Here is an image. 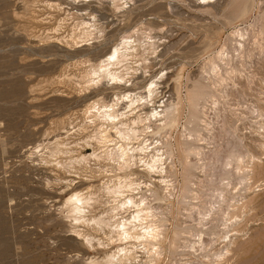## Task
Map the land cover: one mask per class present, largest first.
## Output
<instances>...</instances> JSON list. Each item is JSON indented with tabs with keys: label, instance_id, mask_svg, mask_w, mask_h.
I'll return each mask as SVG.
<instances>
[{
	"label": "rangeland",
	"instance_id": "374dc122",
	"mask_svg": "<svg viewBox=\"0 0 264 264\" xmlns=\"http://www.w3.org/2000/svg\"><path fill=\"white\" fill-rule=\"evenodd\" d=\"M68 2L0 0V264H91L89 259L102 260L105 252H109L110 248L115 249L116 246L107 244L106 237L96 232L92 225L77 226L81 233L95 237L92 247L71 234L70 219L61 205L66 195L74 189L87 184L99 187L98 182L105 179L99 173L106 171L116 174L107 165L104 156L98 162L89 159L90 165L79 166L73 160L80 153L88 154L98 147V142L86 140L95 129L86 122L90 118L85 108L93 100L106 104L126 91L144 95V85L153 79L158 84L154 104L168 103L170 100L177 103V118L172 127L152 133L148 141L166 140L171 144L172 178L178 183L182 180L181 148L186 141L187 128L193 126L190 122L191 104L187 97L191 87L195 83L203 84L206 93L215 92L216 99H220L219 107L211 106L208 110L210 128L208 131L200 129L202 137L206 139L204 141L216 138L217 142L214 141L221 146L217 147L216 154H209L212 158L219 155L218 165L209 155L208 159L205 158L210 166H207L206 174L211 172L206 176H214L205 177L203 181L208 183L203 191L205 205L216 200L213 189L218 186L222 172L220 163L228 152L227 148L234 145L237 138H243L256 150L255 154L261 153L256 154L261 157V163L256 165L259 181L255 185L260 182L263 186H259L263 188L253 194L247 193V199L252 197L240 210L242 213L239 212L241 224L237 222L238 225L233 226L239 230L235 233L239 236L233 234L232 256L226 264H247V258L252 259L247 261L248 264H264V150L252 146L250 141L252 130L257 129L254 121L259 119L250 113L251 108L254 105L263 106L264 99V35L258 31L264 27V0H210L208 4H201V0H129L121 9L114 8L109 0H93L84 6L83 12L86 13L81 15H77L73 8L76 2ZM84 21L93 24L88 35L84 32L88 30ZM243 27L249 31L244 42L246 51L238 53L233 49L237 45V38L232 32ZM129 33H133L137 42L153 41V45L137 43L134 56L129 59L130 72L124 75L131 84L115 87L106 78L94 84L91 79L97 75L92 73L95 68L98 69L100 60L123 34ZM71 37L78 41L88 39L89 43H74ZM220 50H224L225 60L217 58ZM210 59L219 62L220 73L225 78L223 81H218L219 78L212 76L211 72L208 76ZM120 105L123 107L124 103ZM217 114H225L226 126L237 123L235 132L230 130L232 127H225L228 131H222L220 119L223 115L218 119ZM66 129L69 130L67 133ZM78 171L81 172L79 179ZM91 174L94 180H85ZM114 175L110 177L114 178ZM69 179H73L75 184L66 186ZM209 181L213 183L212 186ZM255 185L254 190L257 188ZM145 193L153 214L159 219L155 223L165 227L163 235L166 237L160 243L163 254L156 264H183L189 260L192 264H216L212 253L220 246L219 241H212L208 260H203L201 252L197 253L199 255L189 253L186 245L188 239L192 238L178 236L175 246L170 245L176 226L195 231L200 225L195 218V209L194 214H186L187 211H194L189 208L191 200L187 197L186 205L178 203V192H175L158 202L150 190ZM98 194L100 201L107 200L101 191ZM179 208L183 209L184 214ZM100 209L101 206H98L93 212L97 213ZM97 238L104 247H98ZM237 244L240 246H235ZM140 257L142 262L146 260L144 254Z\"/></svg>",
	"mask_w": 264,
	"mask_h": 264
},
{
	"label": "bare ground",
	"instance_id": "6f19581e",
	"mask_svg": "<svg viewBox=\"0 0 264 264\" xmlns=\"http://www.w3.org/2000/svg\"><path fill=\"white\" fill-rule=\"evenodd\" d=\"M71 1H73V3L76 2L77 5L73 8H75V12L77 13V15H81L82 13H86L83 12L84 6H88L93 0ZM109 1L111 2V5L114 6V8L121 9L126 6L129 0ZM200 3L208 4L210 3V0H201ZM93 17L94 16H92V18ZM83 23L84 26L88 28V30H84V32L88 35L90 32L89 28L93 26V24L89 21H84ZM258 31H260L264 35V27H261ZM248 32L249 31H247V28L244 27L237 28L232 32L235 36L234 38H237V45L234 44L235 47L233 49L238 53L240 51V53L246 51L244 42L248 38ZM260 32H257V34H261ZM132 34L133 33L123 34L116 42L117 44L113 46V48L110 49V51L105 54V56H103V58L100 60L99 65H97L98 69L95 68L96 70L94 69V72H91L93 75H97L95 77L91 76L93 78H97L96 81H93V78L91 79L94 84H97V82L102 78H106L107 80L109 79V81L111 80V85H115V87H120V85H124L127 87V85L131 84L128 78L125 79L124 75L129 74L130 72L129 59L134 56L133 52L137 48V43H147L149 45H153V41L137 42L138 40L133 37ZM57 38L58 37H56V39ZM71 39V41H73L74 43H78L79 41L89 43L88 39H79V41L73 40V37H71ZM223 51L224 50H220V52H218L217 58L219 60L222 58L224 59ZM217 62L218 61H215V59H210L207 73L209 76V73L211 72L212 76L219 78L218 81H223L225 78L223 77V74L220 73L221 67L219 68L220 64L219 62ZM217 78H215L214 80H216ZM92 82L90 84H92ZM212 85L214 86V84ZM157 88V80L153 79L150 80L146 85H144V95L140 96L133 91H126L124 93H121L120 96H115L113 99H111V101L109 100L110 102L106 104H100L98 101L93 100L85 108V112L89 114L88 117L90 118L89 121H85L88 122L89 125L93 127V129H95V132H93V134L90 135L89 138H86V140L89 139L91 141L94 140L98 142V147L95 149L94 146V149L88 154L80 153L78 157L74 158L73 160L80 166L81 164L86 165L87 163H89V159H93V161L95 160V162L97 160L98 162L101 156H104L103 159L107 162V165L109 164L110 167H112L113 172L115 171L116 174H109L106 171H103V174H98L105 177V179H102V181L98 182L97 185L99 187L96 188L93 184H87L85 185V187L74 189L66 195L61 207L65 209L66 217L70 219V223L72 225L71 234L76 235L78 238H81L85 244L92 247V241L95 239V237L91 236L90 234L81 233L80 228L77 227L82 224L92 225L93 229L96 232H101V234L106 237L108 241L107 244L116 246L115 249L112 250H110L111 248L109 247V252H105L102 260H97L94 258L89 259V262L91 264H156L160 255L163 254H161L162 247L160 246V243L162 239L166 237L163 235L165 234V227L162 228L160 227L159 223H155V221L159 219L158 217L156 218V216L153 214V211L151 209L152 206L149 203L150 201H148L149 199H147V193L145 192L150 190L151 195H153L154 198L158 200V202L163 201L166 199V197L174 195L175 192H178L176 194L178 203L185 204L188 201H186V199L188 198L189 200H191L190 203L192 205L189 208L191 210L195 209L196 212L195 210L192 212H185L186 214H194L193 212L197 213V217L195 218L198 219V223L200 225L195 231L187 229L188 227L186 228L181 226L179 228L178 226H176L173 230L174 237L172 238L170 245L175 246V242L178 236L192 238V240L188 239L186 245V248L188 246L187 250L190 251L189 253H194V255L203 253V260H208V255L210 254L209 250L211 248L210 246L213 245L212 241H219L218 243H220V246L217 247V250L215 249L216 251L214 250V252L212 253V255L214 256L213 259L216 260V264H226V262L228 261L227 259L232 256V246L235 242V237H233V234L239 231L237 229L235 230V227H233L235 224H237V222H239V212L246 207V204L248 202H250L252 196L247 199V196H249L248 194H253L255 191L263 188L259 186H263L260 182L259 184L255 185V183L259 181V179L257 178L258 176L255 172L256 165L258 163H261V157L259 158L256 154H259L260 152H256L255 154L254 151L256 150L252 149L253 147L246 144L243 141V138H237V136L234 135L237 138L235 144H231V146L227 148L228 152H226V155L222 158V162H219L221 164V166H219L222 167V172L219 176L220 179L217 177L219 179V182L217 181L218 186H215L216 188L213 189L216 193V195H214L216 197V200L212 204L208 203L209 205H205V201L203 200V196L205 195L203 193L205 192L203 191L206 190V187L204 186L207 182L204 183V178L208 177L206 175H209L211 173L209 171L210 173L206 174L207 166H210L205 158H207L209 154H216L218 152L217 147L221 146H218V143L216 144V138H212L211 141L207 139L208 142L204 141L206 139L202 137L200 129L204 131L210 128L208 127V125L211 123L209 122L211 121L208 113L210 111L209 109L211 106L213 108V106L219 104L218 100L220 99H216L214 91L213 94L206 93L203 84L200 83L193 84V86L191 87V92L190 90L188 91L190 93L187 97L191 104L192 110L190 115V122L193 123V126L187 128L188 132L185 139L186 141L184 143V146L181 148L182 159L180 161L182 165V180L178 183L175 182L172 178L173 173L171 168L173 165V151L169 147V145L171 144H168V141L166 140L148 141L149 136L152 133H157L160 130L172 127L176 123L177 118V103H174L170 100L168 103H160L159 105L154 104V99L158 94ZM207 89H209V87ZM208 97H210L211 99H209ZM217 97L221 96L218 95ZM121 103H124L123 107H121ZM207 103L210 104L209 107L207 106ZM158 106L160 107V109H158ZM217 106L219 107V105ZM250 108L251 107L249 106V109ZM215 109L216 107H214L213 111H215ZM234 113H236V111ZM250 113H253L254 117L259 118L258 120L256 119L254 121L255 123H257V125L255 124L257 126V129L252 130V138H250V141L252 142V146L260 150H264V121L259 122L260 120H264V118L262 117V115H264V99L263 106L254 105L251 108ZM218 114L216 116L217 118L223 115L220 114V116H218ZM237 114L238 117H241L239 116V113H236V115ZM224 115L220 119L222 121V131H228L224 129L225 127H228L227 129L232 127V129L230 130L232 132H235V124L237 123H233L234 125H230L231 123H229L228 126H226ZM249 123L251 122L249 121ZM218 125H220V123ZM68 131L69 130L67 129L65 130L66 133ZM214 139L216 142L214 141ZM89 144L90 143H87L88 146ZM226 145L229 146L228 144ZM89 147H92V144ZM218 156L219 155L217 154L216 157L213 156L214 158H212V156H210L211 158H209L211 160L213 159L214 164L217 163L218 165ZM192 157H197L201 161H197L196 159L193 160ZM262 158H264V156ZM211 165H213V163H211ZM90 169L93 168L91 167ZM220 169L218 171H220ZM80 173L78 171V179L80 178ZM198 173L199 175H197ZM110 175H114V178L110 177ZM137 176L145 177V179H140V177ZM210 176L214 177L213 175ZM210 176L208 178H210ZM89 177V179L86 178L85 180H94L92 174ZM66 182V186H72V184H75V181L73 179L66 180ZM66 182L64 183L66 184ZM210 184L212 186L213 183ZM237 185H239V187H236ZM254 185L255 187H257L255 190L253 188ZM157 190H159L160 192L158 193ZM100 191L104 196L107 197V200L105 202L99 200L100 195L98 194V192L100 193ZM102 202L104 203L103 205ZM98 206H101V209L97 213H94L93 211L97 209ZM107 206L109 207L108 209L105 208ZM177 207H179V205H177ZM181 210L183 209L179 208V211L184 214V212H182ZM231 231L234 232L231 233ZM237 234L235 235L239 236ZM208 235H211L212 237L208 238ZM189 240H191L192 242ZM95 241L97 242L98 247H104L103 242L100 241L99 238H97ZM235 246H240V244H237ZM175 252H177V249ZM180 252L181 251H179V254ZM240 253L243 254V251H241ZM245 253L247 254V251ZM141 254H144L146 256V260H143V262L140 257ZM252 256L255 257L257 255ZM251 260L252 259L248 260L247 258L245 259V263L248 264V262H250ZM212 262L214 261L212 260ZM190 263L191 260L186 261L183 264ZM239 264L244 263L241 262Z\"/></svg>",
	"mask_w": 264,
	"mask_h": 264
}]
</instances>
